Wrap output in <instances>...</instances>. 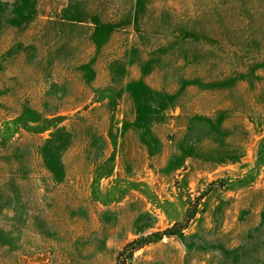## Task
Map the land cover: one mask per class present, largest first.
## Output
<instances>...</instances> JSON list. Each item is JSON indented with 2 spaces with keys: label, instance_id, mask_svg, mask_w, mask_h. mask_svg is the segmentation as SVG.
<instances>
[{
  "label": "rangeland",
  "instance_id": "1",
  "mask_svg": "<svg viewBox=\"0 0 264 264\" xmlns=\"http://www.w3.org/2000/svg\"><path fill=\"white\" fill-rule=\"evenodd\" d=\"M0 264H264V0H0Z\"/></svg>",
  "mask_w": 264,
  "mask_h": 264
}]
</instances>
